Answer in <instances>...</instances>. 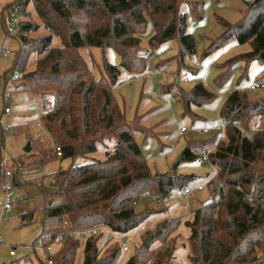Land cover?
I'll return each mask as SVG.
<instances>
[{
	"label": "trees",
	"instance_id": "1",
	"mask_svg": "<svg viewBox=\"0 0 264 264\" xmlns=\"http://www.w3.org/2000/svg\"><path fill=\"white\" fill-rule=\"evenodd\" d=\"M183 2L187 3L186 0H13L6 8V14L26 16L25 8L31 4L48 31L46 37L30 38L27 32L38 26L22 22L14 65L20 72L13 90L20 88L40 97L43 112L40 125L44 133L30 135L24 125L8 130L14 136L25 135L30 151L35 147L36 167L85 157L95 152L98 143L114 141L103 159L80 166L69 164L64 170L50 173L47 188L39 180L36 182L45 202L39 209L41 245L61 242L56 253L46 256L52 264H72L79 245L83 248L81 264H113L117 256L116 245L102 250L100 245L107 241L102 235L82 242L71 237L63 241L66 222L72 230L104 226L117 235L142 232L138 248L124 264H181L175 261L176 237H169L177 219H164L153 231H148L150 221L164 212L159 208L148 209L147 205L137 211L133 205L147 198L162 203L175 189L181 195L194 176L178 174L177 165L197 159L203 162L197 151L212 147L214 151L207 156V163L204 161L216 168L214 180L208 182L209 200L192 209L191 219L184 223L189 230L186 261L264 264V128L252 132L255 125H251L256 117L264 125V97L252 102L246 95L250 90L234 88L219 112V119L226 122L225 138L216 131L205 140L188 141L168 172L153 174L133 140L132 125L112 95L119 74L117 66L104 63L107 78L94 79L78 54L80 48H112L120 68L141 74L145 63L139 54L138 35L150 22L154 32L149 40L151 47L176 39L180 57L192 55L193 37L184 31L185 16L178 11ZM195 5L198 8L201 3L189 4L188 9L198 19L201 16ZM239 15L235 24H225V33L214 43L234 39L239 45L246 42L251 45L250 51L230 59L229 66L237 60L264 62V0L246 3ZM52 35L59 38L60 47H49ZM132 49L140 59L137 62L131 55L125 58ZM31 52L37 55L35 68L24 72L21 65ZM223 81L225 77H219L216 83ZM178 97L188 110L189 103L200 106L211 102L214 95L200 84L188 93L180 91ZM56 148L60 149L59 157ZM16 166L15 170L10 169L13 182L29 183L30 179L20 178L24 174L20 171L22 166ZM34 212L21 213V225L32 222Z\"/></svg>",
	"mask_w": 264,
	"mask_h": 264
},
{
	"label": "rangeland",
	"instance_id": "2",
	"mask_svg": "<svg viewBox=\"0 0 264 264\" xmlns=\"http://www.w3.org/2000/svg\"><path fill=\"white\" fill-rule=\"evenodd\" d=\"M179 7V12L185 16L184 31L193 37L195 52L192 55L184 54L180 57V47L176 39H169L154 47L149 40L153 35L150 22L142 34H139V54L144 58L145 69L141 74L134 75L126 69L120 68L119 58L114 49L80 48L78 54L87 66L92 78H107L104 73V63L117 66L119 74L117 83L112 87V95L116 103L124 111L127 122L132 125L131 134L138 145L141 154L145 157L148 169L153 173H166L179 157V153L188 141L205 140L216 134L214 131L201 132L202 129H212L219 121V112L227 96L234 88L248 89L252 82L264 83V62L246 63L237 60L230 63V59L239 58L240 55L250 51L251 45L244 43L239 45L234 39L221 44L214 43L215 40L225 33V24H235L239 19V13L246 8L242 0H186ZM13 0H0V160H7V166L11 170L16 169V164L21 165L24 174L21 179H30L29 183L16 185L13 182V196L11 197L12 209L2 213L0 216V235L5 248L0 249V264H44L45 253L39 239L41 225L39 222V209L45 204L42 195L37 188L38 180L44 188L50 181V173L64 170L69 164L80 166L91 160L103 159L105 152L110 150L113 139L96 145L95 152L85 157L74 160L49 162V164L36 167L37 152L34 147L28 153H23L26 145V136H14L9 128L24 125L29 128L30 135L43 134L40 119L43 115L41 99L37 95L17 88L9 91V98L4 100L2 93L4 89V77L19 73L15 67L16 58L19 54V27H14L12 35L5 33V19L11 22L15 14L19 21L37 25L34 30L27 32L26 36L42 38L48 35V31L41 25L31 4L25 8L26 16L19 13L6 14V8ZM201 3L196 7L201 18H196L189 13L188 5ZM5 31V32H4ZM60 40L52 35L49 47H60ZM136 50L129 51L127 57H133L136 62L140 59L135 57ZM138 53V51H137ZM37 55L31 52L22 63L23 71L30 72L35 68ZM219 77H225V81L217 84ZM214 98L211 102L196 106L189 103L188 110L179 101V92H189L195 85H200ZM250 90V89H248ZM250 101L264 97V87L258 90L246 92ZM9 111L4 115L3 109ZM252 132L261 131L264 128L259 117L254 118ZM257 123V124H256ZM263 127V128H262ZM262 128V129H261ZM257 131V132H258ZM223 138L225 133H220ZM225 138V137H224ZM214 147L210 148L211 152ZM198 154H201L199 150ZM177 173L181 175H193L194 178L188 183V187L202 186L201 191L194 190L187 196V204L181 200L178 190H172L169 196L162 202L156 203L151 198L142 200L133 208L137 211L147 205L148 209L160 210L162 213L147 225L146 230L153 231L158 222L166 219H177L176 228L170 232V238L176 237L175 261L181 264H189L186 261L188 251L187 237L189 230L185 222L191 219V211L199 207L204 201L209 200L210 188L208 181L212 178L216 168L206 164L204 161L193 160L181 162L176 167ZM3 195L0 190V204ZM1 208V205H0ZM35 211L34 220L29 224L21 225V213ZM167 215V216H166ZM143 233L133 232L125 240L127 252L119 247L118 240L106 241L100 246L113 248L119 247L113 264H124L141 242ZM63 241H65L63 239ZM101 242V241H100ZM100 244V243H99ZM50 249L49 255L56 253L61 247V242L53 241L47 245ZM7 248L16 251L15 257H9ZM25 256H29L24 260ZM83 259V248L77 247L72 264H81Z\"/></svg>",
	"mask_w": 264,
	"mask_h": 264
},
{
	"label": "built area",
	"instance_id": "3",
	"mask_svg": "<svg viewBox=\"0 0 264 264\" xmlns=\"http://www.w3.org/2000/svg\"><path fill=\"white\" fill-rule=\"evenodd\" d=\"M22 22L19 21V18L17 17V14H15V16H13V18L11 19V22L7 21L5 19V27H6V33L12 35L14 33V27L16 26L17 28L21 26ZM19 77V74H10L8 76L4 77V89H3V93H2V98L4 100H6L7 98H9V91L11 89V91L14 90L15 85H16V81ZM264 87V83H258V82H252L249 86L248 89L250 90H258ZM243 90V89H240ZM8 109L6 107H4L3 109V113L4 115L8 114ZM2 125V120L0 119V126ZM226 122L222 119H219L218 123L212 128V129H208V128H204L201 130V132L203 133H207L208 131H217V133H220L222 135L224 128H225ZM201 153V159L203 161H207V156L211 153V150L208 148L202 149ZM55 154L56 157H59L61 155L60 149L56 148L55 149ZM207 163V162H206ZM216 176V169L214 170V174L212 176V178L208 181L210 182L211 180H214ZM203 189L202 186H196V187H188L185 188L183 190V192L181 193L180 197L181 200H184V202L187 204V196L190 192L197 190V191H201ZM0 190L1 193L3 195V200L1 202V208H0V216L2 213L8 212L12 209V202H11V197L13 196V179H12V174H11V170L8 168L7 166V160L2 159L0 160ZM148 196V195H145ZM64 227H65V236H64V240L71 237L73 239H78L80 242L84 241L86 238L88 237H96L97 235H102L106 238L107 241L111 242L112 240L116 239L119 242V247L121 248V250L123 252H127L128 251V247H126L125 244V240L128 236H124V235H117L113 232H109V230L104 227V226H97V227H93V228H88V229H82V230H72L70 229L69 223H64ZM142 229V227H141ZM42 247V246H41ZM5 248L4 242L2 240V237L0 235V249ZM43 251L45 253V260H44V264H52V261L49 258H46L47 255H49L48 252H50L49 247H42ZM8 251V256L9 257H15L16 255V251L13 248H7ZM1 251V250H0ZM0 260H1V254H0Z\"/></svg>",
	"mask_w": 264,
	"mask_h": 264
},
{
	"label": "water",
	"instance_id": "4",
	"mask_svg": "<svg viewBox=\"0 0 264 264\" xmlns=\"http://www.w3.org/2000/svg\"><path fill=\"white\" fill-rule=\"evenodd\" d=\"M242 1H244L245 3H252L257 0H242ZM21 28H23V26ZM29 151H30V143L26 142V145L23 148V153H28Z\"/></svg>",
	"mask_w": 264,
	"mask_h": 264
},
{
	"label": "crops",
	"instance_id": "5",
	"mask_svg": "<svg viewBox=\"0 0 264 264\" xmlns=\"http://www.w3.org/2000/svg\"><path fill=\"white\" fill-rule=\"evenodd\" d=\"M179 196H180V195H179ZM195 208H197V207H195ZM195 208H194V209H195Z\"/></svg>",
	"mask_w": 264,
	"mask_h": 264
}]
</instances>
